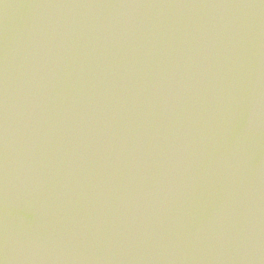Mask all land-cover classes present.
<instances>
[{"label": "water", "instance_id": "water-1", "mask_svg": "<svg viewBox=\"0 0 264 264\" xmlns=\"http://www.w3.org/2000/svg\"><path fill=\"white\" fill-rule=\"evenodd\" d=\"M0 264H264V0H0Z\"/></svg>", "mask_w": 264, "mask_h": 264}]
</instances>
